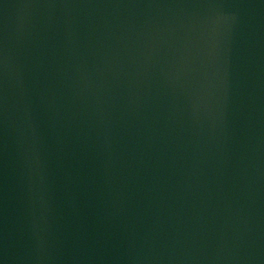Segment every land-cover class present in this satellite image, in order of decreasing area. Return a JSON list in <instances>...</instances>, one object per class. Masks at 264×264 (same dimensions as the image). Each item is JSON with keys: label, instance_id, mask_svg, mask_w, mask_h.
Listing matches in <instances>:
<instances>
[{"label": "water", "instance_id": "95a60500", "mask_svg": "<svg viewBox=\"0 0 264 264\" xmlns=\"http://www.w3.org/2000/svg\"><path fill=\"white\" fill-rule=\"evenodd\" d=\"M0 264H264V0H0Z\"/></svg>", "mask_w": 264, "mask_h": 264}]
</instances>
